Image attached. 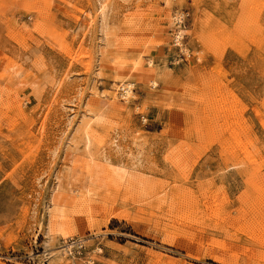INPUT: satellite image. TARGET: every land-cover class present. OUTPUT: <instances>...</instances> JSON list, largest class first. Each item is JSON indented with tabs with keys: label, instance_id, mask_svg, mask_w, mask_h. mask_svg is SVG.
Masks as SVG:
<instances>
[{
	"label": "rangeland",
	"instance_id": "1",
	"mask_svg": "<svg viewBox=\"0 0 264 264\" xmlns=\"http://www.w3.org/2000/svg\"><path fill=\"white\" fill-rule=\"evenodd\" d=\"M0 264H264V0H0Z\"/></svg>",
	"mask_w": 264,
	"mask_h": 264
},
{
	"label": "bare ground",
	"instance_id": "2",
	"mask_svg": "<svg viewBox=\"0 0 264 264\" xmlns=\"http://www.w3.org/2000/svg\"><path fill=\"white\" fill-rule=\"evenodd\" d=\"M176 19V18H175ZM179 32V31H178ZM180 37H181V34L180 33H178V34H176V40L178 41L179 39H180ZM130 84H128V86H129ZM124 94L122 95V96H124L125 98H126V96H127V94L129 93V87H125L124 89ZM225 93H226V91H225ZM240 133V132H239ZM71 246H68V247H66L64 250L65 251H69V248H70Z\"/></svg>",
	"mask_w": 264,
	"mask_h": 264
}]
</instances>
